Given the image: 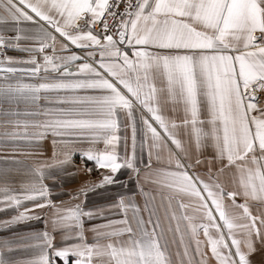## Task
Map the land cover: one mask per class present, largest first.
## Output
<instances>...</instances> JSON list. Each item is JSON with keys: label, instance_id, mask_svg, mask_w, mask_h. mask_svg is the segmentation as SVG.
Returning a JSON list of instances; mask_svg holds the SVG:
<instances>
[{"label": "snow or ice", "instance_id": "1", "mask_svg": "<svg viewBox=\"0 0 264 264\" xmlns=\"http://www.w3.org/2000/svg\"><path fill=\"white\" fill-rule=\"evenodd\" d=\"M0 264H264V0H0Z\"/></svg>", "mask_w": 264, "mask_h": 264}, {"label": "crops", "instance_id": "2", "mask_svg": "<svg viewBox=\"0 0 264 264\" xmlns=\"http://www.w3.org/2000/svg\"><path fill=\"white\" fill-rule=\"evenodd\" d=\"M9 54H16V53H9ZM50 155V152L48 153ZM77 162L79 163V160H77ZM86 174L84 173H81V179H83V177L85 176ZM49 184H51V181H48ZM62 199H67V197H62ZM257 259H259V257H257Z\"/></svg>", "mask_w": 264, "mask_h": 264}]
</instances>
